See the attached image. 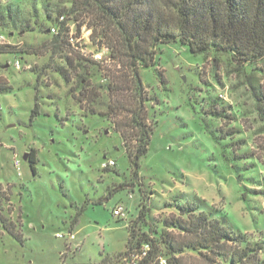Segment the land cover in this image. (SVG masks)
<instances>
[{
  "label": "rangeland",
  "instance_id": "374dc122",
  "mask_svg": "<svg viewBox=\"0 0 264 264\" xmlns=\"http://www.w3.org/2000/svg\"><path fill=\"white\" fill-rule=\"evenodd\" d=\"M71 2L0 0V44L29 51L0 54V86L9 88L0 92V214L22 233L17 240L0 223V264H104L105 257L116 264L125 250L126 224L138 214L137 187L126 185L106 198L131 179L128 153L134 141L124 143L108 108L105 75L118 65L99 45L100 35L84 12L68 16L83 54L74 64L80 61L83 68L75 71L66 58L74 54L49 45L50 28ZM37 75L40 112L30 123ZM140 75L154 128L140 158L151 211L136 223L139 232L164 253L163 234L177 232L164 220L178 216L181 205L196 204L224 217L250 243L262 244L264 260V110L250 83L264 91V60L237 64L227 53L194 54L170 42L158 45L156 65L141 68ZM116 117L124 124V112ZM106 159L115 164L102 168ZM100 198L101 204L93 203ZM117 203L127 208L124 219L112 215ZM174 256L178 264H210L212 258L192 248ZM215 264L229 263L219 256Z\"/></svg>",
  "mask_w": 264,
  "mask_h": 264
},
{
  "label": "trees",
  "instance_id": "16d2710c",
  "mask_svg": "<svg viewBox=\"0 0 264 264\" xmlns=\"http://www.w3.org/2000/svg\"><path fill=\"white\" fill-rule=\"evenodd\" d=\"M79 12L89 17L93 32L100 35L99 45L108 49L107 57L119 67L105 75L106 89L111 99L108 108L115 113L110 119L127 146L128 142L134 141L128 153L130 182L118 184L106 196L109 199L117 191L125 189L126 185L132 189L137 187L139 192L138 214L133 222L126 224L128 235L125 250L116 255V264L120 263L122 257L132 259V264H160L161 257L165 259V264H178L174 255L182 253L185 248L205 249L212 256L210 264H215L219 256L229 264H264L260 257L262 244L250 243L243 234L230 228L224 217H215L196 204L181 205L178 216L164 220L167 227L177 229V232L163 234L164 253L156 240L145 232H139L136 226V223L144 222L151 211L149 194L141 182L140 158L148 151L154 128L148 120L145 106L147 97L140 69L155 66L158 45L170 42H176L194 54L208 50L227 53L237 64L264 60V0H72L69 11L60 12L50 28L55 30H51L53 38L49 45L55 50L74 54L75 58H66L75 71L83 68L80 62L83 54L78 42L73 44L70 41L71 37L79 36L69 29L68 16ZM104 39L105 42H102ZM20 51L28 49L0 44V54ZM74 59L80 61L74 64ZM159 75L162 80L161 72ZM64 77L69 80V77ZM38 81L39 75L34 86L35 103L30 113V123L40 112ZM250 83L259 109L264 110L263 89L252 81ZM8 91L9 88L0 86V92ZM90 112L94 114V110L90 109ZM121 112H124V124L116 117ZM28 161L35 173V149H31ZM103 199L93 203L101 204ZM85 207V203L82 204L72 216L69 233L74 230ZM121 219L124 218L117 220ZM0 223L12 237L22 239V233L1 214ZM107 261V257L101 260L104 264H108Z\"/></svg>",
  "mask_w": 264,
  "mask_h": 264
},
{
  "label": "built area",
  "instance_id": "2783aa9c",
  "mask_svg": "<svg viewBox=\"0 0 264 264\" xmlns=\"http://www.w3.org/2000/svg\"><path fill=\"white\" fill-rule=\"evenodd\" d=\"M60 19H63V16H60ZM51 30L54 32L55 29L52 28ZM71 33H72V32H71ZM1 38H2V36H1ZM70 41L74 44L75 42L78 41V39H77V38H73V37H71V38H70ZM100 53H101V52H100ZM100 53H96V54H94L93 56L96 57V58H98V59H102ZM13 64H14V66H15L16 68H18V69H19L20 66H21L19 60H15ZM114 164H115V161H114L113 159H106V160H104V161L102 162L101 167H108V166H112V165H114ZM126 213H127V208H126V206L123 205L122 203H117V204L114 206L113 210H112V215H113L114 217H116L117 219H118V218H125ZM70 236H73V235H70ZM132 263H133V260H132V259H131V260H128L127 257H122V259H121V261H120L119 264H132ZM165 263H166L165 259H164L163 257H161V258H160V264H165Z\"/></svg>",
  "mask_w": 264,
  "mask_h": 264
},
{
  "label": "water",
  "instance_id": "95a60500",
  "mask_svg": "<svg viewBox=\"0 0 264 264\" xmlns=\"http://www.w3.org/2000/svg\"><path fill=\"white\" fill-rule=\"evenodd\" d=\"M23 157H24V158H27V153H25V154L23 155Z\"/></svg>",
  "mask_w": 264,
  "mask_h": 264
}]
</instances>
